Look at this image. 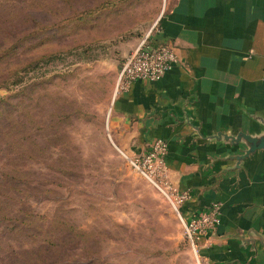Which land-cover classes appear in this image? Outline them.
<instances>
[{"label":"rangeland","instance_id":"rangeland-1","mask_svg":"<svg viewBox=\"0 0 264 264\" xmlns=\"http://www.w3.org/2000/svg\"><path fill=\"white\" fill-rule=\"evenodd\" d=\"M162 5L0 0V51L8 54L0 102L9 117L0 138V264H203L108 128L122 63ZM19 171L23 178L6 176ZM17 210L35 226L16 232ZM52 218L64 224L54 246L38 231Z\"/></svg>","mask_w":264,"mask_h":264},{"label":"crops","instance_id":"crops-1","mask_svg":"<svg viewBox=\"0 0 264 264\" xmlns=\"http://www.w3.org/2000/svg\"><path fill=\"white\" fill-rule=\"evenodd\" d=\"M148 40L177 63L114 96L110 135L135 156L166 141L168 178L190 192L185 218L219 205L204 264H264V151L238 162L246 147L221 137L264 134V0H163Z\"/></svg>","mask_w":264,"mask_h":264},{"label":"built area","instance_id":"built-area-1","mask_svg":"<svg viewBox=\"0 0 264 264\" xmlns=\"http://www.w3.org/2000/svg\"><path fill=\"white\" fill-rule=\"evenodd\" d=\"M148 38L149 34L142 38L125 57L117 75L118 92L127 90L130 84L137 81H159L177 63V56L172 48L154 45ZM167 147L166 141L156 139L141 154L132 158L124 156L130 166L142 175L171 206L183 226L187 243L195 255L199 256L200 238L209 236L219 224V205L212 204L209 209L198 212L190 218L183 216L181 207L190 198V192L179 191L170 182L165 164ZM202 263L204 264L203 260Z\"/></svg>","mask_w":264,"mask_h":264},{"label":"trees","instance_id":"trees-1","mask_svg":"<svg viewBox=\"0 0 264 264\" xmlns=\"http://www.w3.org/2000/svg\"><path fill=\"white\" fill-rule=\"evenodd\" d=\"M12 48V46H11ZM10 48V49H11ZM6 56H8L7 54V51L6 50H1L0 51V62L1 61H4V59H6ZM53 57V56H51ZM51 59V58H50ZM5 104V100L0 102V138H5V135H8L6 133L7 131V128L6 126H3V122H7L9 120V117H8V113L6 112V107L3 105ZM7 177H11V179L13 180H16V179H20V178H23V174L21 173V171L18 172L17 176H12L11 174H7L6 175ZM20 177V178H18ZM15 182V181H14ZM0 213L3 214L1 215V218H5L6 215L4 214L3 212V207H2V202L0 201ZM11 212H7V216L8 215H11L10 214ZM17 213H19L17 216L14 214L13 217V221L15 222V224L17 226H13V228L16 230V232H20L22 231V229H31V227H34L35 226V222L33 221H28V219H26V216L28 215V210L25 211H22L21 210H17ZM16 216V217H15ZM47 227L46 228H39L38 231H41L45 236H46V239H49V241L47 243H49V245H53L54 246V243L52 242L51 238H52V235L55 233V231L61 227V225H64L62 222L60 221H56L54 220L53 218L50 219L49 221H47Z\"/></svg>","mask_w":264,"mask_h":264},{"label":"water","instance_id":"water-1","mask_svg":"<svg viewBox=\"0 0 264 264\" xmlns=\"http://www.w3.org/2000/svg\"><path fill=\"white\" fill-rule=\"evenodd\" d=\"M224 140L230 141L231 144L237 145L242 143L246 149L243 154L235 157L240 162L256 151H264V134L260 136H250L240 132L236 136H221Z\"/></svg>","mask_w":264,"mask_h":264}]
</instances>
